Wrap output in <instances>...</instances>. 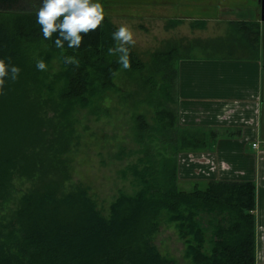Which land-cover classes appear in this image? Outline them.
<instances>
[{
    "label": "trees",
    "instance_id": "16d2710c",
    "mask_svg": "<svg viewBox=\"0 0 264 264\" xmlns=\"http://www.w3.org/2000/svg\"><path fill=\"white\" fill-rule=\"evenodd\" d=\"M27 1L38 7L27 9ZM40 6L41 0H0V57L11 56L20 67L18 78L0 91V202L12 199L16 172L38 180L0 217V264H179L154 242L164 215L175 223L192 263L257 264L255 182L218 178L198 181L191 190L179 186L178 155L205 144L187 141L178 126L177 95L171 91L180 69L171 49L144 61L128 45L127 68L143 77L150 90L145 100L155 108L154 121L144 112L134 114L136 138L145 143L146 136L154 137L169 154L158 160L145 144L146 157L132 167L138 184L133 192L121 191L108 213L89 186L65 189L72 177L77 111L101 114L109 93L119 89L123 66L108 52L118 28L105 15L97 29L83 34L79 48L67 42L57 48L58 34L44 38L37 23ZM69 55L77 62L65 64ZM39 60L45 69L36 67Z\"/></svg>",
    "mask_w": 264,
    "mask_h": 264
},
{
    "label": "crops",
    "instance_id": "0c3cea01",
    "mask_svg": "<svg viewBox=\"0 0 264 264\" xmlns=\"http://www.w3.org/2000/svg\"><path fill=\"white\" fill-rule=\"evenodd\" d=\"M105 2V15L110 18H146L170 32L185 29L182 42L168 34V47L156 50L171 49L180 69L179 84L171 91L177 95L178 126L185 130L187 141L205 144L200 150L181 152L185 157L179 159L180 177L194 185L218 178L255 182L257 264H264V20L260 0ZM174 20L180 23L175 25Z\"/></svg>",
    "mask_w": 264,
    "mask_h": 264
},
{
    "label": "rangeland",
    "instance_id": "374dc122",
    "mask_svg": "<svg viewBox=\"0 0 264 264\" xmlns=\"http://www.w3.org/2000/svg\"><path fill=\"white\" fill-rule=\"evenodd\" d=\"M105 1L102 0V3L106 10L105 7L108 5ZM25 3L27 9H35L37 6L32 1ZM111 20L117 28L121 25L130 26L136 41L131 46L144 61L150 59L157 49L165 50L168 47L170 43L168 34H172L175 42L177 38H179L178 42H182L180 40H183L186 33L184 28L177 32H170L166 27H162V24L146 18L130 21L119 18H111ZM165 42L167 44H164ZM59 66L60 62L56 59L54 69H59ZM134 72L123 67L120 69L116 77L119 89L109 93L103 103L101 114H94L87 108L79 109L76 113L75 140L72 151L69 153L72 160V177L66 182L65 189L70 190L77 184L89 186L105 213L109 212L112 201L121 191H134L138 183L132 167L139 162L141 156L146 157L145 144L152 147V155L157 156L158 160L159 156L163 158L171 151L165 146L166 144L160 140H154V137L151 138L149 135L144 139L145 143L136 138L134 114L144 112L150 121H154L155 108L145 100L150 91L149 87H143V77ZM147 78L149 75L144 76V79ZM53 114L54 112L50 111L47 115ZM181 157L185 155L180 153L178 159L181 160ZM140 167H144V163H140ZM37 183V179L28 178L16 172L13 177L12 199H8L5 203L0 202V217L15 208L18 197ZM193 185V181L187 180L184 176L180 179L179 186L183 189L191 190ZM154 242L164 254L177 258L179 264H194L184 256V239L175 223L166 219V215L162 218L161 227Z\"/></svg>",
    "mask_w": 264,
    "mask_h": 264
},
{
    "label": "clouds",
    "instance_id": "9594fccd",
    "mask_svg": "<svg viewBox=\"0 0 264 264\" xmlns=\"http://www.w3.org/2000/svg\"><path fill=\"white\" fill-rule=\"evenodd\" d=\"M37 23L41 27L44 38L48 39L54 33L57 48H64L67 42L68 48H79L86 33L97 29L105 18V9L102 0H41V7L36 13ZM115 47H110L108 52L118 55L119 63L123 68L131 66L128 45L136 43L134 33L128 25H121L113 32ZM76 61L74 56H66L65 64ZM38 69H45L46 63L39 60ZM20 73V67L12 62L11 56L0 57V91L8 79L16 80Z\"/></svg>",
    "mask_w": 264,
    "mask_h": 264
},
{
    "label": "water",
    "instance_id": "95a60500",
    "mask_svg": "<svg viewBox=\"0 0 264 264\" xmlns=\"http://www.w3.org/2000/svg\"><path fill=\"white\" fill-rule=\"evenodd\" d=\"M260 2H261V6H262V18H263V20H264V0H260Z\"/></svg>",
    "mask_w": 264,
    "mask_h": 264
},
{
    "label": "built area",
    "instance_id": "2783aa9c",
    "mask_svg": "<svg viewBox=\"0 0 264 264\" xmlns=\"http://www.w3.org/2000/svg\"><path fill=\"white\" fill-rule=\"evenodd\" d=\"M254 145H257V144H254Z\"/></svg>",
    "mask_w": 264,
    "mask_h": 264
}]
</instances>
